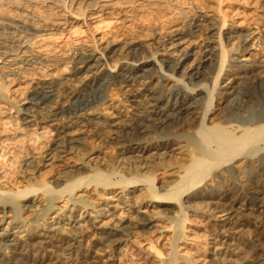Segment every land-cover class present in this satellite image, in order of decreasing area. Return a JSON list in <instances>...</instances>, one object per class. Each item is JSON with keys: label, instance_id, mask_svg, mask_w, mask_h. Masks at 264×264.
<instances>
[{"label": "bare ground", "instance_id": "obj_1", "mask_svg": "<svg viewBox=\"0 0 264 264\" xmlns=\"http://www.w3.org/2000/svg\"><path fill=\"white\" fill-rule=\"evenodd\" d=\"M221 3L223 0L218 1V6ZM120 5V0H0V31L8 32L11 43L18 42L20 48L18 53L15 50L17 54L9 53L12 50L1 52L0 59L3 64L0 68H7L13 72L21 66L33 68H30V64L34 63H30L33 57L31 59L29 54L25 56L27 55L25 48H30L27 43L29 35L27 36L25 28L33 22L35 7L51 9L60 18L59 22L66 18L64 24L70 20L74 23L89 22L90 25H95L102 23L101 20L111 19ZM19 11L26 13L21 19L15 18L17 16L14 17L12 14ZM207 17L205 14L202 16L204 20H207ZM219 24L217 41L212 43L213 47L201 45L202 48L199 46L196 51L191 50L180 55L181 59H177L171 67L173 74L162 72L167 62L156 61V53L137 61L133 60L134 63L140 62L144 68L156 66L159 74L158 78L153 80L154 87H157L146 96L147 112L144 117L146 124L133 126L131 132L134 138L129 140L128 146L118 151L114 157L116 166L119 167L117 170L111 166L109 175H103L99 171L100 167L99 170L93 168L94 163L97 162L93 157L81 162V165L68 177L39 183L36 189H34L35 185L31 184L25 189L14 190L15 192H10L11 194L0 191V264H27V261L38 264H99L98 249L116 252L120 245L129 240V234L132 232L129 231L130 229H135V226L152 229L155 227L152 224L156 220L167 221L172 229L171 250L164 264H178L180 261L194 264L177 251V244L182 240L187 241L185 225L189 223L191 215H204L206 222L209 221L207 227L211 240L207 244L208 258L200 264H264V257L256 258L249 254L253 249L262 246L257 236L264 235V217L254 215L255 218L251 219L252 213H248L256 209L260 212L264 211V86L259 88L261 94L256 97L251 95L246 83L249 77L244 72V68L240 67L241 65L237 66V72H242L243 77H234L223 87L218 85L219 82L222 83L221 76L226 74L224 66L226 50L221 44V39L225 42L239 37L236 30L225 36L222 35V30L228 28V24L223 18L219 20ZM199 27L201 26L193 24L191 34L197 32L195 29ZM177 35L179 34L175 36ZM249 35L243 36L248 38ZM243 40L242 45L238 47V53L249 55L254 43L247 45L245 39ZM171 44L173 43H168L167 46ZM114 47L112 41L105 43L101 49H89L84 58H80L76 63L83 64L82 69H85L90 62L100 63L99 66L109 72V81L113 83L117 79V76L113 75L116 73V66H111L107 58L115 53ZM122 50L118 61L121 60L120 64L129 65L126 56L132 53L134 48L132 45H127ZM189 60L191 62L186 63ZM203 62H209L212 66L213 62L216 63L217 71L211 85H201L196 90L198 87L194 89L191 86V88L184 81L190 80L191 77L197 78V74H193L192 71L197 72L199 67L196 68L194 65L197 64L202 68ZM134 63H130L131 69L124 70V75H119L120 80L126 84L123 88L129 89L133 86L134 81L130 76L133 75V69L136 67ZM27 68L23 69L27 70ZM96 68L88 66L86 75L80 78L76 85L72 84L73 88L69 87L65 95L70 96V99L83 96V88L87 87L86 84H93L100 74ZM78 69H74V74ZM121 69L120 67L119 71ZM176 71L178 77L174 78ZM23 76L19 79H23ZM237 80H241L244 86H237L240 83H237ZM169 84H172L170 88L173 85L184 88L182 93L181 91L177 93L179 99L173 106L169 105L171 94L161 91L169 90L166 88ZM45 89L51 88L48 86L36 88V90ZM138 91L140 90L137 89L136 92ZM199 92L206 95V100L202 104L200 101L187 106V103L194 100ZM213 93L217 98V104L221 106L226 103L223 107L227 108L225 114L222 108L216 114L217 122H213L211 117ZM240 100L244 101L243 106H240ZM138 102L133 100L132 103ZM246 102L249 106L245 105ZM49 103H51L49 100L32 102V104L30 101L31 107L40 110L50 109ZM86 110L77 108L76 113L70 116L71 123L65 129L71 128L74 124L79 128V125L87 120L84 119ZM28 111L29 107L17 109L21 115L32 117ZM181 113L185 114L186 121L190 123V128H187L191 129V133H188V136L155 135L157 131L173 130L174 124L183 122L185 118L176 117ZM179 126L178 124L177 127ZM63 128L55 129L58 131L57 140L45 153L46 163L73 153L75 140L69 138L63 140L64 136H68L67 130ZM127 160H130L132 165L135 164L134 168H136L130 179L119 176L120 168L125 169L130 164ZM31 162L24 164L25 167H29ZM83 173L90 175L82 177ZM158 173L163 174L162 176L166 175V178L156 179ZM113 175L120 177L114 183L109 181ZM86 181L96 183L94 185L91 183L93 187L98 188L100 185L109 190L103 204L93 205L85 199L89 197L87 195L92 194L87 190L90 185L88 184L87 187ZM83 184L85 186H82ZM104 188L102 190H105ZM95 190L96 187L92 192ZM136 193L142 194L140 201L133 198ZM59 202H62L63 206L58 207L56 203ZM120 205H123V208H119ZM204 207L208 209L203 210ZM212 211L214 212L211 213ZM138 215H142L143 219ZM246 215L250 216L248 218L250 220L244 219ZM233 216L238 218L232 220ZM127 218H130V221ZM48 220L47 226H39V221L43 223ZM86 235L91 237L95 247L93 245L91 249L83 251L81 243ZM36 239L39 242H34ZM112 252L110 253H115ZM114 259L115 257L111 258L109 262Z\"/></svg>", "mask_w": 264, "mask_h": 264}, {"label": "rangeland", "instance_id": "obj_2", "mask_svg": "<svg viewBox=\"0 0 264 264\" xmlns=\"http://www.w3.org/2000/svg\"><path fill=\"white\" fill-rule=\"evenodd\" d=\"M218 1L120 0L121 5L114 11L115 13L111 19L101 20L102 23L95 25H90L89 22H87L88 25L86 22L82 24L75 21L74 23L70 20L67 24H64L66 18L61 20L63 23L61 21L60 23V18L51 9L35 7V15L32 17L33 22L25 28L27 36L29 35L27 37L29 42L27 43H29L30 48H25L27 51L24 49L27 53L25 56L30 55L31 59L33 57V61L30 57L31 61H29L30 63L34 62L35 65H33L34 63L30 64V68L33 67L32 70L28 69L29 67L21 66L15 72L7 68H0V191L3 193L7 191L5 194L14 193L19 189H25L26 186L29 187L31 184L32 186L35 185L34 189H36L37 186L39 187V183L43 184L50 179L68 177L74 169L81 165V162L93 157L97 161H94L97 165L94 163L93 168L98 169L100 167V170H98L103 175H109L111 166L117 170L119 167L116 166L117 163L114 157L118 151H122L128 146L129 140L134 138L131 132L133 126L140 123L146 124L144 118L147 112L146 96L157 87H154L153 80L158 78L159 74L156 66L151 65L144 68L140 62L134 63L133 60L137 61V59L140 60L156 53V61L165 60L167 62L162 68V72L173 74L171 67L177 59H181L179 58L180 55L191 50L196 51V48L201 45L203 47L204 45L205 47H213L214 44L212 43L217 41L219 20L222 18L227 21L228 28L222 30L221 34L225 36L232 30H236L239 37L225 42H222L221 39V44L225 46L226 50L224 63L226 74L221 76L222 83L219 82L218 85L223 87L234 77H243L242 72H237V66L241 65L240 67L244 68V72L249 77L246 82L248 83L247 90L254 97L261 94L259 88L264 86V0H223V3L219 6ZM12 14L14 17L17 16L15 17L17 19H21L22 16L26 15L22 11ZM203 14L208 16L207 20L202 18ZM36 15L38 18H36ZM34 16H36L35 19ZM193 24L201 26L195 29L198 33L191 34ZM2 33L0 34V54L11 50L9 53L14 54L16 51L18 53L20 49L18 42H16L17 44L15 42L11 43L12 40H10L11 37H8V32L3 31ZM176 34L179 35L175 36ZM243 35H249V37L246 38ZM243 39H245L247 45L254 43L249 55L238 53V47L240 44L242 45ZM112 41L115 44L113 48L115 53L108 56L107 62L111 66H116V73H113L114 77L117 76L116 81L113 83L109 81V72L99 66L100 63L90 62L88 66H95L98 73L100 72L97 80L93 84H86L87 87L83 88V96L78 99H70V96L65 95L67 89L69 87L73 88L78 80L86 75L85 71L88 67L82 69L84 65L78 64L76 61L82 59V57L84 58L86 51L89 49H101L105 46V43ZM168 43L173 44L167 46ZM127 45H132V48H134V51L126 56L129 65L120 64L121 60L118 61V58L120 59L119 55ZM3 46L4 48H2ZM229 60H232V62ZM190 62L191 60L186 63ZM130 63H134L136 67L133 69V75L130 76L134 81L133 86L128 89L123 88L126 84L120 80L119 75H124L126 68H132H130ZM2 64V59H0V66ZM194 66L199 67L197 72L196 70L192 71L193 74H197V78L185 79L184 83L188 84L189 87H194V89L201 85H211L217 71V64L213 62L212 66L209 65V62H203L202 68L197 64ZM120 67L122 69L119 71ZM23 68H27V70ZM75 68H79L75 73L77 77L74 74ZM20 76H23V79H19ZM176 77H178L177 71L174 73V78ZM237 81L239 83L241 80ZM72 84L74 85L72 86ZM170 85L172 84L166 87L169 88L170 92L166 89L160 90L164 91L165 94H171L169 105L173 106L179 99L177 93H180V91L182 93L184 88L177 85L170 88ZM40 86H48L51 89L36 90ZM237 86L242 87L244 85L240 82ZM137 89L140 91L136 92ZM198 89L199 87L196 88V90ZM45 99L51 102L48 104L51 107L50 109L40 110L37 107H31L32 102L40 103V101H46ZM133 100L139 101V104H133ZM205 100L206 95L199 92L194 100L187 103V106L200 101L202 104ZM243 100H240L241 103L239 101L240 106H243ZM216 101L217 98L214 94L211 105L213 122H217L216 114L221 108L223 114L227 112V108L223 107L226 103L220 106ZM245 105L249 106V103ZM25 107H29L28 113L32 117H26L17 112V109ZM77 108L87 109L84 116V119L87 118V120L79 125L81 128L74 124L71 125V128L65 129L71 123L69 121L70 116L76 113ZM176 117L177 119H183L185 114L181 113ZM183 122L174 124L173 130L157 131L155 135L178 136L180 134L186 137L188 133H191L190 123L188 120L186 121V118ZM178 124L179 127H177ZM62 127L68 132V136H64L62 139L75 140L73 153L46 163L45 153L57 140L56 134H58V131H55V129H61ZM76 128L78 130L75 131ZM90 149L93 151L90 152ZM29 161H32L28 165L29 167H25L24 164ZM127 161L129 164L130 160ZM129 165L132 167H129ZM129 165L125 169L120 168V171L118 169L120 177L130 179V176L136 172L135 164H133L134 166L132 163ZM81 175L85 177L90 173ZM162 175L158 173L156 179L166 178V175ZM119 176L113 175L109 181L111 180L114 183L119 180ZM91 183L86 181V186L89 187L90 185L87 190L92 194L91 196L87 195L89 197H85V199L93 205L103 204L105 202L104 197L108 195L109 190L104 187L105 190H102L103 188L100 185H98L100 187L98 189L99 187H93ZM82 186H85V184ZM95 187L96 193V190L92 192ZM140 195L142 196V194L136 193L133 198L140 201L143 197H140ZM110 203L114 205L113 202ZM56 205L61 207L63 203L59 202ZM120 206L119 208H123V205ZM206 209L208 208L204 207L203 210ZM261 212L256 209L248 213H252L250 214L252 219L255 216L264 217V211ZM141 216L139 217L142 218L143 216ZM247 216L244 219L250 220L248 219L250 216ZM204 217V215H191L189 223L185 225L187 241L182 240L177 244L179 254L185 256L194 264H200L205 258H208L209 249L207 244L211 240V235L208 232L209 221L206 222L207 219ZM236 217L233 216L232 220L238 218ZM127 220L130 221V218H127ZM155 222L152 224L155 226L152 229L143 226H135V229H130L129 231L132 230V232L129 234V240L120 245L116 252L113 251L115 253L108 249L104 251L98 249L100 250L97 252L99 264H164L171 250L172 229L167 221L156 220ZM47 223H49V220L43 223L39 221L38 224L45 227ZM257 238H259L262 246L259 249H253L249 254L251 253V257H264V235L257 236ZM34 242L39 241L36 239ZM92 243L91 237L84 236L81 243L82 250L91 249L94 245ZM114 257L115 259L109 262ZM27 264L38 263L27 261ZM178 264L185 263L180 261Z\"/></svg>", "mask_w": 264, "mask_h": 264}]
</instances>
